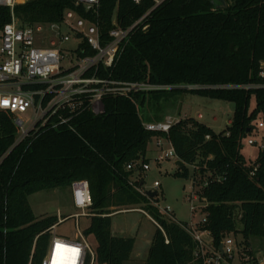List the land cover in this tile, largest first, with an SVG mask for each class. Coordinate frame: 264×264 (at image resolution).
<instances>
[{
  "label": "trees",
  "instance_id": "obj_1",
  "mask_svg": "<svg viewBox=\"0 0 264 264\" xmlns=\"http://www.w3.org/2000/svg\"><path fill=\"white\" fill-rule=\"evenodd\" d=\"M224 3L226 8H222ZM152 6V0L141 4L101 0L99 19L106 40L116 9L118 25L126 29ZM68 11L84 16L75 0H34L13 10L0 6V33L13 18L21 28L34 27L61 23ZM147 25V30L139 28L133 33L110 73L112 80L174 86L264 84L260 77L264 0H166L151 12ZM89 55L93 51L87 49L84 56ZM174 91L235 105L226 130L216 134L189 118L173 125L168 134L148 131L145 124L162 122V112L155 113L150 106L163 97L170 99L166 92L107 95L102 115L86 108L68 125L38 127L19 143L14 116L0 110V264H42L49 230L59 220L57 216L38 218L29 197L64 191L81 180L89 182L92 194V217L84 234L95 239L96 264L130 260L136 240L115 237L112 217L132 208L157 221L169 242L157 228L144 264H198L192 256L191 236L171 218L162 216L153 200L131 185L135 179L136 187L141 183L145 186L141 170H128V166L138 161L149 163L148 148L154 139L167 140L185 164L177 168L174 177L196 179L211 174L224 179L203 190L208 202L206 228L216 240L240 234L250 247L252 239L264 240V152L258 153L255 177L250 176L241 154L249 137L264 139V130H258V123L264 122V88ZM193 166L200 172L191 174L189 167Z\"/></svg>",
  "mask_w": 264,
  "mask_h": 264
},
{
  "label": "built area",
  "instance_id": "obj_2",
  "mask_svg": "<svg viewBox=\"0 0 264 264\" xmlns=\"http://www.w3.org/2000/svg\"><path fill=\"white\" fill-rule=\"evenodd\" d=\"M31 1L34 0H0V6L13 10L15 6ZM132 1L141 4L144 0ZM165 1L152 0V8L126 29L119 27L116 9L113 16V29L109 32L108 40L103 35L99 19L101 0H75L76 7L83 11L84 16L68 11L61 23L21 28L13 18L0 33V110L14 116V123L20 130L18 143L25 140L38 127H44L49 123L52 127L68 125L86 108L94 115H102L105 111L103 98L107 95L128 97L130 94L141 92L264 88V84L174 86L112 80L110 73L116 67L135 30L139 28L143 31L147 30L151 12ZM45 35L49 37V40ZM73 37L78 39V47L67 52L63 46L71 42ZM87 49L93 51V55L84 56ZM260 77L264 79V64H262ZM26 87L29 89L26 90ZM184 119L186 118L168 117L165 122L149 123L144 126L148 131L168 134L173 125ZM70 129L75 132L74 127L70 126ZM258 130H264V122L258 123ZM169 145L170 149L162 152L159 161L176 160L178 162L174 149L170 143ZM248 145L259 147V152H264V139L261 137H249ZM158 146L162 148L160 140ZM248 167L250 176L255 177L259 168L257 158ZM135 169L141 170L145 178V173L150 170V166L149 163L140 161L128 166V170ZM192 170L191 174L195 170L200 172L199 167L196 166H193ZM203 170H206V167ZM190 179L192 190L187 195L186 201L190 203L192 219L188 223L178 222L171 207L160 205L159 193L157 197L149 198L143 183L140 187H136V180L132 179L131 185L139 193L153 200V206L162 216L171 218L191 236L194 244L192 256L198 264H264V252L253 250L246 244L242 235L227 234L220 240H216L206 228L204 211L208 202L203 196V190L213 182L222 183L224 179L212 177L211 174L199 176L196 179L190 177ZM160 186L159 182H155L151 191L157 192ZM70 190L72 206L78 211L71 216L77 220L76 233L73 238L57 233L58 226L66 220L59 214L58 223L49 230L50 242L42 264H55L54 255L61 249L64 259H67L65 264H96L95 249L78 225L79 219L92 217L93 200L89 182L77 181L72 184ZM126 211L129 210L121 212ZM196 214L201 216L198 221L194 220ZM146 215L163 233L168 244L164 229L147 213Z\"/></svg>",
  "mask_w": 264,
  "mask_h": 264
},
{
  "label": "rangeland",
  "instance_id": "obj_3",
  "mask_svg": "<svg viewBox=\"0 0 264 264\" xmlns=\"http://www.w3.org/2000/svg\"><path fill=\"white\" fill-rule=\"evenodd\" d=\"M45 36L49 40V37ZM78 44V39L73 37L71 42L65 44L63 48L67 52H71L78 47ZM166 94H170V99L166 100L163 97L162 101L159 103L154 102L150 106V110L153 112L156 113L158 110L162 112V122H165L168 117L172 119L194 118L216 134H220L226 130L229 121L233 118L234 112H232L231 104L228 102L176 91L166 92ZM254 106L255 102L253 100L252 108ZM148 108H145L147 114L150 113L149 110L147 111ZM159 140L162 148L158 146ZM169 149V142L165 139H154L149 145L147 159H149L150 170L145 173L144 189L151 191L154 183L159 182L161 186L157 189V192L160 194V205L171 207L178 222L188 223L192 219V214L190 203L186 201V197L192 190V182L190 178L174 177L178 168L176 160L159 161L162 152ZM258 152L259 147L249 146L248 139L243 142L241 154L248 165L256 160ZM189 171L192 173V167H189ZM68 193L69 189L39 192L29 197V203L38 218L58 216L59 214L61 217H67L58 226L57 233L61 236L67 235L73 238L76 233L77 220L71 216L78 213V211L67 202ZM194 217L195 221L201 219V216L197 214ZM78 225L80 231L84 232L90 225V218L83 217L79 219ZM156 230V226L149 220L146 213L137 208H132V210L126 212H118L112 217V234L115 237H129L136 240L130 260L125 264H144ZM251 241L253 250L264 252V240L252 239ZM89 242L93 247H96L93 237L89 238Z\"/></svg>",
  "mask_w": 264,
  "mask_h": 264
},
{
  "label": "water",
  "instance_id": "obj_4",
  "mask_svg": "<svg viewBox=\"0 0 264 264\" xmlns=\"http://www.w3.org/2000/svg\"><path fill=\"white\" fill-rule=\"evenodd\" d=\"M226 7H227V6H226V4L224 3V5L222 6V8H226ZM230 108H231L232 112H235V110H236V106H235V105L231 104V105H230ZM177 167H179V168H184V167H185V164H184L183 162H181V161H178V162H177ZM147 196H148L149 198H155V197L158 196V192L148 191Z\"/></svg>",
  "mask_w": 264,
  "mask_h": 264
},
{
  "label": "bare ground",
  "instance_id": "obj_5",
  "mask_svg": "<svg viewBox=\"0 0 264 264\" xmlns=\"http://www.w3.org/2000/svg\"><path fill=\"white\" fill-rule=\"evenodd\" d=\"M59 250V249H57ZM62 250V249H61ZM59 250V251H56L55 255H54V262L55 264H65L66 263V260L64 259V254H62V251Z\"/></svg>",
  "mask_w": 264,
  "mask_h": 264
},
{
  "label": "crops",
  "instance_id": "obj_6",
  "mask_svg": "<svg viewBox=\"0 0 264 264\" xmlns=\"http://www.w3.org/2000/svg\"><path fill=\"white\" fill-rule=\"evenodd\" d=\"M66 199H67V202H69V204H71V206H72V198H71V190L70 189H69V193H68V198H66ZM72 208H73V206H72Z\"/></svg>",
  "mask_w": 264,
  "mask_h": 264
}]
</instances>
